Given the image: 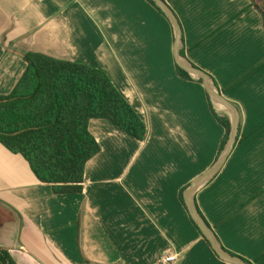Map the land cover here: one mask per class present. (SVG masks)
Here are the masks:
<instances>
[{
    "label": "crops",
    "instance_id": "obj_1",
    "mask_svg": "<svg viewBox=\"0 0 264 264\" xmlns=\"http://www.w3.org/2000/svg\"><path fill=\"white\" fill-rule=\"evenodd\" d=\"M165 1L181 23L184 56L239 113L238 141L196 203L222 247L264 264L263 15L252 0ZM30 51L106 71L147 135L91 119L101 151L86 165L83 191L65 194L0 142V207L13 215L0 225V245L19 264H163L172 252L176 264H234L180 199L216 162L225 127L204 83L178 74L169 18L148 0H0V95L17 84Z\"/></svg>",
    "mask_w": 264,
    "mask_h": 264
},
{
    "label": "trees",
    "instance_id": "obj_2",
    "mask_svg": "<svg viewBox=\"0 0 264 264\" xmlns=\"http://www.w3.org/2000/svg\"><path fill=\"white\" fill-rule=\"evenodd\" d=\"M148 1L166 16L154 0ZM252 2L264 18V0ZM181 52L185 55L184 50ZM23 58L27 67L21 78L8 94L0 95V142L13 153L22 154L37 177L51 183L56 193H80L86 165L101 151L90 130L91 119H107L140 140L147 135V125L103 69L39 52H26ZM177 72L185 79H194L178 64ZM198 81L203 83L202 78ZM209 101L225 127L218 159L229 139L232 122L228 116L218 114L210 95ZM187 187L181 189L180 199L189 212L184 197ZM189 215L211 245L190 212ZM0 264H19L3 245Z\"/></svg>",
    "mask_w": 264,
    "mask_h": 264
},
{
    "label": "water",
    "instance_id": "obj_3",
    "mask_svg": "<svg viewBox=\"0 0 264 264\" xmlns=\"http://www.w3.org/2000/svg\"><path fill=\"white\" fill-rule=\"evenodd\" d=\"M155 3L165 12L166 16L169 18L171 23L175 29V57L176 62L179 66L183 69L187 70L191 76L195 78H202L205 87L211 97V99L217 104L220 103L223 105L224 109L227 110L232 117V128L230 132L229 139L227 144L222 151L219 158L216 162L207 169L204 173L196 177L186 188L184 191L185 202L188 207V210L194 219V221L200 227L202 233L207 237L210 241L213 249L216 253L224 260L229 261L234 264H252L246 260H244L239 255H235L232 252L226 250L220 244V241L214 232L211 225L206 221L205 217L200 212L196 200L195 194L196 192L203 187L206 183H208L217 173L225 165L227 159L231 155L239 137V113L237 107L228 99L226 98L221 91L218 89L217 85L214 83L213 78L211 75L206 72L205 70L195 66L191 63L181 52L183 46V30L181 23L175 14L174 10L165 0H154Z\"/></svg>",
    "mask_w": 264,
    "mask_h": 264
},
{
    "label": "built area",
    "instance_id": "obj_4",
    "mask_svg": "<svg viewBox=\"0 0 264 264\" xmlns=\"http://www.w3.org/2000/svg\"><path fill=\"white\" fill-rule=\"evenodd\" d=\"M180 259L178 252L165 253L161 256L163 264H176Z\"/></svg>",
    "mask_w": 264,
    "mask_h": 264
},
{
    "label": "rangeland",
    "instance_id": "obj_5",
    "mask_svg": "<svg viewBox=\"0 0 264 264\" xmlns=\"http://www.w3.org/2000/svg\"><path fill=\"white\" fill-rule=\"evenodd\" d=\"M12 218H13V215H11L5 209L0 207V225L3 223V221H5L7 219H12Z\"/></svg>",
    "mask_w": 264,
    "mask_h": 264
},
{
    "label": "bare ground",
    "instance_id": "obj_6",
    "mask_svg": "<svg viewBox=\"0 0 264 264\" xmlns=\"http://www.w3.org/2000/svg\"><path fill=\"white\" fill-rule=\"evenodd\" d=\"M216 105H217V107H219L220 109H224V107H223V105H222V104H220V103H217Z\"/></svg>",
    "mask_w": 264,
    "mask_h": 264
}]
</instances>
